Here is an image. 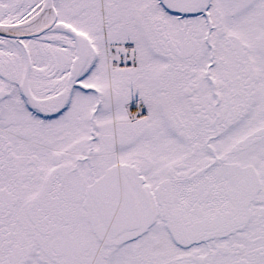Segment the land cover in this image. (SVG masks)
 Returning a JSON list of instances; mask_svg holds the SVG:
<instances>
[{"label":"snow or ice","instance_id":"6c2138e0","mask_svg":"<svg viewBox=\"0 0 264 264\" xmlns=\"http://www.w3.org/2000/svg\"><path fill=\"white\" fill-rule=\"evenodd\" d=\"M0 264H264V0H0Z\"/></svg>","mask_w":264,"mask_h":264}]
</instances>
